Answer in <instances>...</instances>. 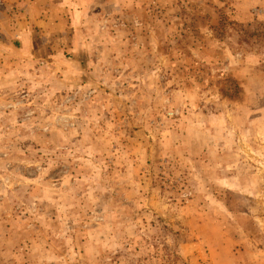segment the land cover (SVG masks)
<instances>
[{"label": "rangeland", "instance_id": "obj_1", "mask_svg": "<svg viewBox=\"0 0 264 264\" xmlns=\"http://www.w3.org/2000/svg\"><path fill=\"white\" fill-rule=\"evenodd\" d=\"M23 1L0 264H264V0H87L33 60L9 57Z\"/></svg>", "mask_w": 264, "mask_h": 264}, {"label": "crops", "instance_id": "obj_2", "mask_svg": "<svg viewBox=\"0 0 264 264\" xmlns=\"http://www.w3.org/2000/svg\"><path fill=\"white\" fill-rule=\"evenodd\" d=\"M20 1V0H18ZM87 0H26L23 1L22 11V24L20 27L24 31H20V38L13 45L8 47L9 57H16L17 59L27 56L29 60H33L37 56L47 57L48 45L43 42L47 39V26L49 21H55L57 24H62L66 18H75L78 16L80 19L85 15L83 5ZM15 3H18L15 0ZM55 8L53 12L52 9ZM74 10V11H73ZM73 22V20H72ZM4 26V25H3ZM20 28V29H22ZM6 29V28H4ZM4 33V30H2ZM19 41V42H18ZM6 45L0 44V49H4ZM3 51V50H2ZM0 53L1 63L7 65L8 61L4 57L3 52ZM43 51V52H42ZM24 64V62H22ZM2 70H0V73Z\"/></svg>", "mask_w": 264, "mask_h": 264}]
</instances>
